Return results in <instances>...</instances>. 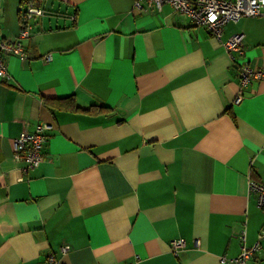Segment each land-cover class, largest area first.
<instances>
[{
    "label": "crops",
    "instance_id": "1",
    "mask_svg": "<svg viewBox=\"0 0 264 264\" xmlns=\"http://www.w3.org/2000/svg\"><path fill=\"white\" fill-rule=\"evenodd\" d=\"M40 3L26 59L5 54L0 77V264H235L264 225L248 188L264 184V79L240 86L236 67L264 69V16L217 39L168 3ZM19 8L0 0V40ZM40 122L52 127L29 169L12 145ZM246 264H264V243Z\"/></svg>",
    "mask_w": 264,
    "mask_h": 264
},
{
    "label": "built area",
    "instance_id": "2",
    "mask_svg": "<svg viewBox=\"0 0 264 264\" xmlns=\"http://www.w3.org/2000/svg\"><path fill=\"white\" fill-rule=\"evenodd\" d=\"M163 3H168L174 12L188 17L195 25L204 26L217 39L220 38L223 25L228 21H235L244 16H264V0H134V6L141 10H147L150 6L160 9ZM43 13L42 7L34 5L30 0H22L19 8L20 28L16 38L0 40V77L4 78L8 75L5 54L14 55L20 60L26 59L21 40L29 34V21ZM223 45L230 53L232 61H235L234 52H242V36L231 35L223 42ZM44 57L48 60L50 54H46ZM236 67L240 86L249 83L251 79H264V69H253L247 61L238 62ZM240 98L241 92L236 96L235 102H238ZM51 127L50 124L40 122L35 126L33 132L19 134L13 141V158L16 161L24 160L26 168L37 167L43 159L42 147L47 139L46 131ZM248 188L256 194L257 206L264 211V184L256 180H249ZM262 243H264V225L261 226L257 234L256 242L250 246L243 244L239 255L232 259V262L246 264ZM183 244L182 239L171 240L172 252L181 249ZM66 249L67 246H62V250ZM224 259L225 257H221L220 261H224ZM46 262L47 264H62L53 254L47 255ZM133 264H140L137 258Z\"/></svg>",
    "mask_w": 264,
    "mask_h": 264
},
{
    "label": "trees",
    "instance_id": "3",
    "mask_svg": "<svg viewBox=\"0 0 264 264\" xmlns=\"http://www.w3.org/2000/svg\"><path fill=\"white\" fill-rule=\"evenodd\" d=\"M30 1H32L33 2V4L34 5H36V6H40V0H30ZM21 2H22V0H20V4H21ZM41 7V6H40ZM19 19H20V16H19ZM60 100H62V99H60ZM60 100H54V101H48V103L49 104H53L54 102H56V101H60Z\"/></svg>",
    "mask_w": 264,
    "mask_h": 264
}]
</instances>
